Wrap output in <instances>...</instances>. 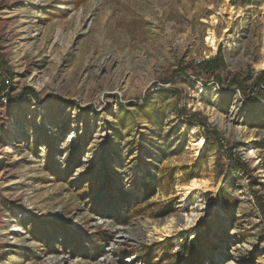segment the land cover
Masks as SVG:
<instances>
[{
    "label": "rangeland",
    "instance_id": "1",
    "mask_svg": "<svg viewBox=\"0 0 264 264\" xmlns=\"http://www.w3.org/2000/svg\"><path fill=\"white\" fill-rule=\"evenodd\" d=\"M263 62L264 0H0V264H172L200 233L202 264H264Z\"/></svg>",
    "mask_w": 264,
    "mask_h": 264
},
{
    "label": "bare ground",
    "instance_id": "2",
    "mask_svg": "<svg viewBox=\"0 0 264 264\" xmlns=\"http://www.w3.org/2000/svg\"><path fill=\"white\" fill-rule=\"evenodd\" d=\"M214 23H216V21H214ZM207 42L213 52H215L217 50V47L221 43V39H219L213 31H210ZM262 66H264V62ZM199 131L200 130L198 126L193 128V132L195 134ZM190 145L192 146V150L195 152L196 156H198V154H200L206 147L205 141L201 137L197 139H190ZM254 155V152L250 154L251 157H254ZM177 189L181 196V208L185 209V207L190 204L191 196L213 191L217 188L213 186L211 180L204 178L193 179L184 185H178ZM205 213V208H202L197 213L193 212L189 214L185 212L182 214L174 215L164 222H154L147 219L141 223V230H143L144 234L146 235V240L148 242L164 240L167 238H173L174 240H177L180 233H182L183 231L185 232L186 230H191L192 228L199 225L200 222L205 220Z\"/></svg>",
    "mask_w": 264,
    "mask_h": 264
},
{
    "label": "trees",
    "instance_id": "3",
    "mask_svg": "<svg viewBox=\"0 0 264 264\" xmlns=\"http://www.w3.org/2000/svg\"><path fill=\"white\" fill-rule=\"evenodd\" d=\"M143 185L147 191V195L153 194L155 190L152 189V182L149 179L144 178ZM96 203V206L100 205V201H97ZM136 203L137 199L131 200L127 197V195L118 200L113 199L112 202L108 204V206H112L109 209V213L111 214L110 216L117 222L127 225V223L130 221L129 217L127 216L134 210ZM161 245L164 247H171L169 242ZM208 247V240L206 236L203 233H200L189 243V245H182V251L175 256V260L172 264H202L203 257ZM97 249L98 248L93 247L91 249V254L97 253ZM149 252L146 253V257H149ZM98 256L99 254H95L93 257L96 259Z\"/></svg>",
    "mask_w": 264,
    "mask_h": 264
}]
</instances>
